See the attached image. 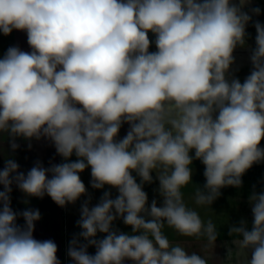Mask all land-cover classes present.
<instances>
[{
  "label": "clouds",
  "instance_id": "clouds-1",
  "mask_svg": "<svg viewBox=\"0 0 264 264\" xmlns=\"http://www.w3.org/2000/svg\"><path fill=\"white\" fill-rule=\"evenodd\" d=\"M248 2L0 0V33L26 32L31 49L10 46L0 58V141L7 137L15 151L17 137L46 138L65 161L48 168L37 161L25 174L5 159L0 264H61L53 240L34 238L39 209H12V186L63 208L87 195L80 177L87 168L93 189L107 185L118 195L104 191L95 206L90 196L82 204L81 231L67 250L73 264H207L164 229L212 243L218 237L212 220L205 223L184 200L194 159L206 180L196 187V205L241 187L246 171L264 161V24L254 23L250 74L243 82L227 77L234 51L246 47ZM153 172L160 206L155 199L149 205L144 191ZM249 202L251 228L241 220L228 234L245 264H264V192L253 191ZM117 219L131 233L114 228Z\"/></svg>",
  "mask_w": 264,
  "mask_h": 264
},
{
  "label": "crops",
  "instance_id": "crops-1",
  "mask_svg": "<svg viewBox=\"0 0 264 264\" xmlns=\"http://www.w3.org/2000/svg\"><path fill=\"white\" fill-rule=\"evenodd\" d=\"M255 1L256 0H249V2L243 8V11L248 12V14L251 16V21L246 27V32L248 34L246 36V47H237V49L234 51L233 55L235 60L231 65L229 72L227 73V77L229 79L238 78L241 82H243L247 75L250 74V54L251 50L255 47L256 36L254 23L256 21H259L260 23L264 24V17L260 18L259 15H257V17L255 16V14L253 15L252 9L258 7ZM235 2L239 3V0H235ZM262 10L264 13V0ZM6 41H8L9 44L5 46V53L10 46H19L23 51H31L27 43V34L24 31L13 30V32L10 34V37ZM16 143L19 144V148L15 151H12L7 137H5L3 141H0V170L4 168V162L6 158L14 159L19 164V171L25 174L35 165L37 161H39L45 168L50 167L52 164H60L65 162L62 157L57 155L55 147L46 138L27 141L23 138L17 137ZM29 143H31V148L28 147ZM260 147L264 148V140L261 141ZM70 159L75 160V155H73ZM193 165H195L194 162L191 166ZM197 167L198 168H195L197 169V171H199L198 176L197 174L195 175L193 173L192 181L198 180L202 183H205V167L202 163H198ZM192 169L194 170V168ZM80 177L87 188V195L81 196L80 199L76 201V203L68 204L63 208L58 206L49 196L45 195L43 197L44 201H46L47 204L44 208L45 212L41 213V219L39 220L40 222L36 223L33 233L34 238L37 240L43 241L51 239L57 244V257L60 260L61 264H73V262L67 255V250L72 238L81 231V229L77 225V221L80 219L81 206L84 201L87 200L90 196L91 200L89 203V207H92L99 202L104 191H110L113 198L118 195V192L115 188H111L107 185L104 189H93L91 187L90 168H87L82 173H80ZM49 178H51L50 173ZM137 182H140L139 177ZM1 186L2 185H0V187ZM144 186H146V184ZM220 191L221 194L219 197L221 198L222 202L226 203L236 201L238 202L240 199H249V196L253 191H256L257 193L264 192V161L254 164L250 169L246 171V173L242 177L241 187L236 188L229 186L222 188ZM32 200L38 201L40 200V198L32 197ZM246 215L250 216L249 213L244 212L243 217H245ZM219 217L223 218V216ZM43 218L46 219L44 224L43 221L41 223V220H43ZM113 227L125 233H131L132 231L131 227H126L121 219H117L116 221H114ZM224 227L225 226L223 225V227L217 229V233L219 234L221 233V231H225ZM104 235L105 234L103 233H98L96 239H102ZM180 241H183V239ZM95 251V247L93 246H90L88 248L89 254H95ZM228 262L230 263L229 260L227 261V263ZM232 262L233 261H231V263ZM245 262L246 261H244L243 258V263L241 264H245ZM126 264H131V262H126Z\"/></svg>",
  "mask_w": 264,
  "mask_h": 264
},
{
  "label": "rangeland",
  "instance_id": "rangeland-1",
  "mask_svg": "<svg viewBox=\"0 0 264 264\" xmlns=\"http://www.w3.org/2000/svg\"><path fill=\"white\" fill-rule=\"evenodd\" d=\"M255 2L258 6L257 8L260 9L259 17L260 18L264 17V13L262 10L263 0H256ZM255 16L257 17V15ZM7 37L9 38L10 35L5 36L2 33H0V58H3L6 49L5 46L9 44L8 41H6L8 40ZM149 38L152 41H154L155 39L152 33H149ZM155 50H156L155 44L153 43L152 46L150 47V51H155ZM127 130H128V125L127 124L123 125L120 130L119 136L122 138L126 134ZM193 162L195 164L191 166L192 168H194V170L192 169L193 173L195 175L197 174L198 176L199 171H197L196 168H198L197 167L198 163L201 162L195 159L193 160ZM133 175L135 176V173H133ZM152 176H153V183L146 184V186H144V191L148 195L149 205L151 204V201L155 199L157 201V205L160 206V204L162 203V197L160 196L158 191L159 182L158 180H156L155 172L152 173ZM136 179L138 180V177ZM204 184L205 183H202L201 181L194 180L191 183H189V185H187L185 188H183L182 192L184 195L185 203L189 207L195 209L205 223H207L208 220H212V222L216 225V229H219L224 225L225 231H221V233L218 234L215 243L210 242L206 236H201L199 238L195 236L193 237L180 236L173 229L168 228L167 226L164 229L165 234L169 237V240L173 244H180L189 253L196 252L197 254L201 255L203 258L206 259L207 264H241L243 263V258L244 261H246L248 257L245 254H238L239 249L233 243V240L237 239V237L230 236L228 234L229 226L238 225L241 220H245L247 222L248 228H251L253 222L252 205L249 202V199L247 198L246 200L240 199L238 202L236 201V202L226 203V202H222L220 197L214 200L211 205H196L194 201L196 187L199 186L203 188ZM12 188L13 190L11 192V207L14 211L22 212L27 208H31V209H39L40 213L45 212L44 208L47 204L43 198H40V200L38 201H33L32 197H26L25 194L22 193L15 186H12ZM0 190H3V186L0 187ZM25 200H27V203H25ZM244 212L249 213L250 216L246 215L245 217H243ZM219 216H223V218ZM42 221L44 224L46 219L43 218V220H41V223ZM17 224L19 225L24 224V220L22 217H18ZM126 227L130 228V226H126ZM182 239L183 241H180ZM229 249L232 250L230 256H228ZM225 259L227 261L229 260L230 263L229 262L227 263ZM231 261L233 262L231 263Z\"/></svg>",
  "mask_w": 264,
  "mask_h": 264
}]
</instances>
